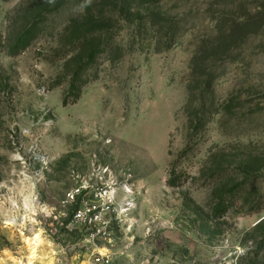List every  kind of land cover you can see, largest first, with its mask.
I'll use <instances>...</instances> for the list:
<instances>
[{
  "label": "rangeland",
  "instance_id": "obj_1",
  "mask_svg": "<svg viewBox=\"0 0 264 264\" xmlns=\"http://www.w3.org/2000/svg\"><path fill=\"white\" fill-rule=\"evenodd\" d=\"M127 8L0 0V264H28L38 232L31 264H92L81 201H61L105 168L132 203L103 243L114 264H264V0Z\"/></svg>",
  "mask_w": 264,
  "mask_h": 264
},
{
  "label": "built area",
  "instance_id": "obj_2",
  "mask_svg": "<svg viewBox=\"0 0 264 264\" xmlns=\"http://www.w3.org/2000/svg\"><path fill=\"white\" fill-rule=\"evenodd\" d=\"M124 192L129 193L127 188H124ZM117 193L118 185L109 169L105 168L67 191L61 201L63 206H70L78 199L81 201L73 210L71 222L81 228L87 241L93 243L92 264H114L109 249L104 248L103 243L110 240L109 228L112 220H121L120 215L132 207V203L127 200L124 204L117 205ZM28 201L30 205L22 213L14 203L7 217L10 220L9 224L20 225V222L26 223L28 219H34L33 215L38 211L34 208L37 198L31 197ZM102 249L108 250L104 253L98 251Z\"/></svg>",
  "mask_w": 264,
  "mask_h": 264
},
{
  "label": "trees",
  "instance_id": "obj_3",
  "mask_svg": "<svg viewBox=\"0 0 264 264\" xmlns=\"http://www.w3.org/2000/svg\"><path fill=\"white\" fill-rule=\"evenodd\" d=\"M131 2H132V0H127V6H128V8L127 9H129V7H130V5H131ZM178 25H179V23H178V21H174V22H169V25H168V32L166 33V36H170V38H172V36H174V34H175V30H177L178 29ZM2 37L0 36V45L1 46H5V45H3V40L1 39ZM174 44V41H173V39H172V41L167 45V47H170V46H172ZM230 50V49H229ZM230 52H232L233 53V51H229L228 53H230ZM96 55H97V49L96 48H94V49H92L91 51H90V53H89V58H90V61L89 62H92L93 61V59L96 57ZM228 57V56H227ZM196 58H197V56H194V58L191 60L192 62H191V65H192V70H193V73H194V75H195V73H196V69H193V65L195 64V60H196ZM225 58V57H224ZM189 89H191V87H189L188 88V90ZM80 90V89H79ZM78 90V91H79ZM189 92L191 93V91L189 90ZM78 98H79V95H78V93H76L75 95H74V98L72 99V103H74V102H76L77 100H78ZM203 98V97H202ZM68 103H70L68 100H67V98H64L63 99V102H62V104H63V106H66Z\"/></svg>",
  "mask_w": 264,
  "mask_h": 264
},
{
  "label": "bare ground",
  "instance_id": "obj_4",
  "mask_svg": "<svg viewBox=\"0 0 264 264\" xmlns=\"http://www.w3.org/2000/svg\"><path fill=\"white\" fill-rule=\"evenodd\" d=\"M23 242L25 243V246L27 250L29 251L28 264H31L32 260L36 257V252H37L38 247L41 244H43V239L41 238V234L38 232V233H35L32 237H24Z\"/></svg>",
  "mask_w": 264,
  "mask_h": 264
},
{
  "label": "crops",
  "instance_id": "obj_5",
  "mask_svg": "<svg viewBox=\"0 0 264 264\" xmlns=\"http://www.w3.org/2000/svg\"><path fill=\"white\" fill-rule=\"evenodd\" d=\"M105 250V249H104Z\"/></svg>",
  "mask_w": 264,
  "mask_h": 264
}]
</instances>
